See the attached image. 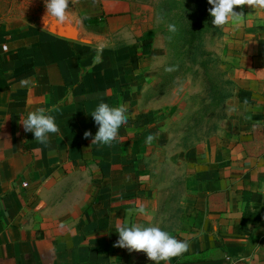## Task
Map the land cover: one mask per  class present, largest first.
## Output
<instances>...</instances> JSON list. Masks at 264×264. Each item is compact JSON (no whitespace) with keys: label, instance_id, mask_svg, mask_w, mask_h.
I'll return each instance as SVG.
<instances>
[{"label":"crops","instance_id":"obj_1","mask_svg":"<svg viewBox=\"0 0 264 264\" xmlns=\"http://www.w3.org/2000/svg\"><path fill=\"white\" fill-rule=\"evenodd\" d=\"M235 11L245 22L228 25L224 55L243 109L224 137L182 154L175 192L170 176L160 192L149 178L158 141L146 143L151 111L136 106L151 7L71 0L70 27H52L46 12L0 26V264H153L114 247L118 220L143 224L141 203L177 214L172 235L189 250L168 264H264V12ZM101 102L127 108L111 147L92 145ZM40 107L58 108L46 145L20 123Z\"/></svg>","mask_w":264,"mask_h":264},{"label":"rangeland","instance_id":"obj_2","mask_svg":"<svg viewBox=\"0 0 264 264\" xmlns=\"http://www.w3.org/2000/svg\"><path fill=\"white\" fill-rule=\"evenodd\" d=\"M141 2L153 9V22L148 64L134 88L136 106L143 115L151 111L148 128L158 141L153 151L157 157L151 158L156 172L149 178L160 192L170 176V190L175 192L182 154L200 140L228 134L243 105L224 55L228 26L220 29L212 25L207 0ZM44 12L45 0H0V26ZM169 24L175 25L174 33ZM168 68L174 70L166 71ZM159 205V212L143 216L141 225L159 226L173 234L177 214L161 213Z\"/></svg>","mask_w":264,"mask_h":264},{"label":"clouds","instance_id":"obj_3","mask_svg":"<svg viewBox=\"0 0 264 264\" xmlns=\"http://www.w3.org/2000/svg\"><path fill=\"white\" fill-rule=\"evenodd\" d=\"M71 0H45L46 16L50 17V24L54 28L70 27L69 5ZM211 7L208 9L215 28L224 29L231 25L233 29H238L245 22L246 15L234 11L235 8L249 6L255 12H264V0H207ZM45 16V17H46ZM170 32H175L174 24L168 26ZM174 69L168 68L166 71ZM257 76H264V70L256 72ZM21 85H28V80H22ZM58 111V108L45 109L37 108L27 114V117L20 120L25 132L34 134L35 141L46 145L49 142L50 134L59 133L60 129L55 121V117L50 113ZM98 131L92 139L93 144L111 147L119 137L121 127L127 125L128 115L125 105L110 106L108 103H99L91 113ZM92 136L90 131L84 132V138ZM155 139L149 135L146 143H151ZM135 211L140 215L147 216L148 212L144 204H139ZM131 210L129 211V215ZM115 230L119 235L114 247L127 249L129 252L145 253L153 264H168L175 257H178L189 250L187 241L175 238L171 233L162 230L159 226H143L141 224H129L127 221L118 220Z\"/></svg>","mask_w":264,"mask_h":264}]
</instances>
